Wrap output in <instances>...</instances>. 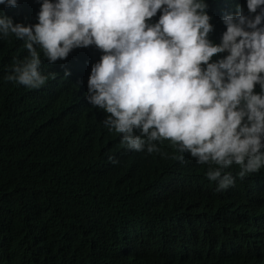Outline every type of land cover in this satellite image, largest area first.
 Instances as JSON below:
<instances>
[{"label":"clouds","instance_id":"1","mask_svg":"<svg viewBox=\"0 0 264 264\" xmlns=\"http://www.w3.org/2000/svg\"><path fill=\"white\" fill-rule=\"evenodd\" d=\"M29 1L26 25L3 11L20 0H0V40L27 50L5 80H49L84 105V168L113 180L126 160L134 184L159 186L183 217L166 264H264V0L211 1V14L207 0ZM110 188L95 186L105 211Z\"/></svg>","mask_w":264,"mask_h":264},{"label":"trees","instance_id":"2","mask_svg":"<svg viewBox=\"0 0 264 264\" xmlns=\"http://www.w3.org/2000/svg\"><path fill=\"white\" fill-rule=\"evenodd\" d=\"M225 1L229 11L240 4L247 12L246 0ZM3 11L26 25L36 12L29 0ZM26 55L23 41L0 40V264H166L180 248L183 217L159 197L155 182L134 184L126 160L106 168L113 180L84 168L77 150L80 130L89 136L91 129L84 105L49 80L38 89L5 80ZM108 142L113 149L111 134ZM103 181L111 184L112 210L94 197ZM146 231L152 238L146 240Z\"/></svg>","mask_w":264,"mask_h":264}]
</instances>
